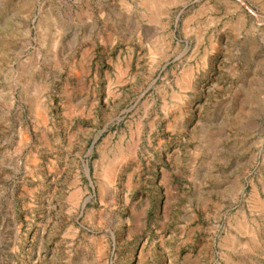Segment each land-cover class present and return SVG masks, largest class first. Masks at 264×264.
Masks as SVG:
<instances>
[{
	"label": "rangeland",
	"instance_id": "374dc122",
	"mask_svg": "<svg viewBox=\"0 0 264 264\" xmlns=\"http://www.w3.org/2000/svg\"><path fill=\"white\" fill-rule=\"evenodd\" d=\"M0 264H264V0H0Z\"/></svg>",
	"mask_w": 264,
	"mask_h": 264
}]
</instances>
